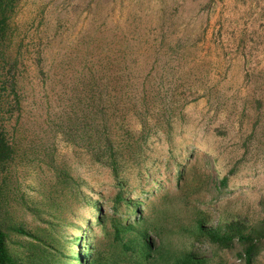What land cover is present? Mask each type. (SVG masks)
I'll return each mask as SVG.
<instances>
[{"label":"rangeland","instance_id":"374dc122","mask_svg":"<svg viewBox=\"0 0 264 264\" xmlns=\"http://www.w3.org/2000/svg\"><path fill=\"white\" fill-rule=\"evenodd\" d=\"M9 1L5 45L17 54L18 106L9 115L0 104V127L16 120L18 138H9L14 153L0 165V218L18 263L46 232L71 261L89 223L85 236L106 264H245L249 240L257 248L249 264H264V0ZM92 35L95 51L109 54L108 103L127 106V85L143 80L148 95L172 100L168 121L148 117L134 138H110L123 144L115 146L123 196L142 214L136 221V212L123 213L134 220L125 236L149 240L138 257L113 239L109 220L124 207L113 211L114 177L91 162L89 142L97 138H44L45 73L61 70L64 49ZM50 72L52 111L63 112L64 101L53 98L63 85ZM129 114L124 126L138 132ZM226 233V246L210 237Z\"/></svg>","mask_w":264,"mask_h":264},{"label":"trees","instance_id":"16d2710c","mask_svg":"<svg viewBox=\"0 0 264 264\" xmlns=\"http://www.w3.org/2000/svg\"><path fill=\"white\" fill-rule=\"evenodd\" d=\"M9 0H0V104L6 107L7 114H12V106H18V95L16 91L15 76L12 70L18 61L17 54H10L8 46L9 43L7 33V19H8V7L10 5ZM60 20V19H59ZM58 20V21H59ZM96 29H101V25L96 26ZM95 38V37H94ZM103 35H100L98 39H103ZM81 41V40H80ZM77 41L74 45H69L64 49V58L58 60V67L61 70L52 73L53 77L57 76V81L61 82L63 87L58 91H54V99L61 103L64 101L66 110L59 107V113L52 111L50 101V91L45 87V80L47 74L44 77V138H97L89 142L91 145L92 153L89 154L92 159L91 162H97L102 166H107L115 180V185L119 191L112 198L113 211L119 206H123L124 209L120 211V215L113 213V216L109 220V227L112 231L113 239L120 248V251L125 253L128 249L134 252L138 257L143 252L144 247L148 246V237L145 233L138 232L134 237H126L125 234L128 230L132 229V223H130L123 213H137L136 221L142 218L140 210L132 206L131 200L123 196L122 188L126 184V177L122 167H120L119 157L115 153V146L123 144H114L110 138H134L135 133L140 134L147 126L148 117L151 121L160 122L168 121L172 114L171 99L161 100L153 91L151 94H147L146 86H144V80L142 84L130 83L127 85V89L130 90L127 94L128 99L127 106L122 105L120 107L114 104L117 99L108 103V93L106 94L107 81L104 80V69L106 70L107 59L109 54L103 53V47L99 51H95L93 44V35L88 38L89 43L83 44ZM83 47L89 49H84ZM126 47L118 49L119 58L118 63H126L122 58V55H126ZM103 53L102 57H99ZM105 61V62H102ZM103 70V71H102ZM123 70L128 71L125 68ZM129 72V71H128ZM107 77V76H106ZM108 78V77H107ZM127 75L120 73V79H126ZM129 79V78H128ZM48 80H54L48 76ZM146 83V82H145ZM152 86V84H151ZM153 88V87H151ZM105 90V91H104ZM105 92V93H104ZM67 94V96H66ZM66 96V98H65ZM107 96V100H106ZM155 102L156 105H151ZM106 103L108 106L106 107ZM110 103H112L110 105ZM132 107L131 110H128ZM157 107L155 109L151 108ZM79 108V110H78ZM136 119L140 125V130L134 132L132 128L128 129L124 126L126 122L125 116ZM149 114V115H148ZM155 115V117L153 116ZM66 120V122H65ZM17 121L8 126L5 124L0 127V165L6 163L14 153V144L9 138H18L17 131L15 129ZM88 145V143H81L80 146ZM136 161V160H135ZM139 161L133 167L137 168L138 175H142L143 171L140 170ZM65 181V180H64ZM66 182V181H65ZM75 195L83 194L76 188L74 190ZM81 196V197H82ZM96 223L104 227L105 221L102 217L99 208L96 207ZM86 224L84 230H82L79 238V244L81 250L76 251L72 256L71 261L66 260L61 249L50 244L53 242V237L50 233L46 232V240L43 238L38 240V244H30L29 249L25 250L26 264H106L103 260L94 256V244L89 242ZM17 234H25L26 232L22 228L15 226L12 228ZM86 231V232H85ZM219 236L217 234H211L210 237L214 243L218 245L226 246L224 241H230L231 237ZM77 237V236H76ZM83 239H85L83 241ZM249 240L247 246L244 248L245 264H249L251 259L257 253L255 244L250 243ZM122 253V252H121ZM137 260V259H136ZM129 264H135L133 260ZM0 264H19L18 260L14 258L8 251L6 246V233L1 226L0 218ZM138 264V263H137Z\"/></svg>","mask_w":264,"mask_h":264}]
</instances>
